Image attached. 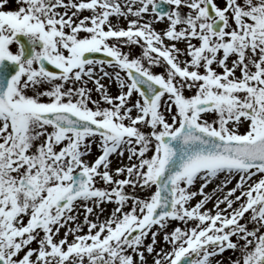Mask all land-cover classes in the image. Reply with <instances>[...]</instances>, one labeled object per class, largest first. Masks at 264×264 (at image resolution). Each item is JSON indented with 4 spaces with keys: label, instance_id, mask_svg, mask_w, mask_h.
Masks as SVG:
<instances>
[{
    "label": "snow or ice",
    "instance_id": "obj_1",
    "mask_svg": "<svg viewBox=\"0 0 264 264\" xmlns=\"http://www.w3.org/2000/svg\"><path fill=\"white\" fill-rule=\"evenodd\" d=\"M12 2L0 0V264H222L227 249L228 264H264V0Z\"/></svg>",
    "mask_w": 264,
    "mask_h": 264
},
{
    "label": "rangeland",
    "instance_id": "obj_2",
    "mask_svg": "<svg viewBox=\"0 0 264 264\" xmlns=\"http://www.w3.org/2000/svg\"><path fill=\"white\" fill-rule=\"evenodd\" d=\"M120 2L123 3V0H120ZM218 2H222V1H221V0H218ZM16 6H17V4H16L15 0H13V2L9 4V7H10V8H15ZM61 11H63V9H61ZM73 11H74V10H73ZM69 14H71V13L69 12ZM83 15H91V13H90L88 10H84V11H82V12L80 13V16H81V17H82ZM150 15H151V14H150ZM132 18H134V17H131V16L128 17V19H132ZM73 19H74V20H78L79 17H73ZM111 21H112V23H113V20H112V19H111ZM119 25L122 26V27H125V28H126V27L128 26V24H127V19H125V18L123 17V22H122L121 24H119ZM84 34H85V33L81 32V35H84ZM109 42L111 43L112 41L110 40ZM194 42H195V41H194ZM12 47H13V50L15 51V50L17 49L18 46L14 44ZM124 51H129V48H128L127 46H125V47H124ZM131 51H132L133 55H139L141 50H140V47H139L138 45H132V46H131ZM181 58L183 59L184 57H181ZM214 66H215V65H214ZM107 70H108V71H112V69H110V68L107 69ZM221 70H222V69L217 68V71H221ZM153 71L159 73V72H163L164 69H163L162 67H160V66H154V67H153ZM97 72H99V66H97ZM237 72H238V75H239V74H240V73H239V70H237ZM85 79H87V77H85ZM101 81H106V82H108V86H107L108 91H109V90H113V93H110V91H109V93H110L111 95L115 96V95L118 94L119 86L115 83V80H114V79H113L112 81H109V79L105 77V78L101 79ZM68 86H71V85H68ZM87 87L93 89L91 95H92V98H93L94 100L100 99V93L97 92V91L95 90V87H96V86H95V84H94L93 81L89 80L88 83H87ZM186 94H187V95H191V94H192V91H191V90H186ZM45 99H46V98H45ZM133 99H135V94H134ZM101 104H102L103 106H108V105L104 104L103 101H101ZM90 106L94 107V105H90ZM214 118H215V113H212V112L206 113V114L204 115V119L211 120V119H214ZM144 130H145V131H149V129H144ZM241 131H243V129H241ZM125 153H126V152H125ZM99 154H100V150H99L98 145H93V150H92V152H91L89 155H87V156L85 157V159L91 162V161H93V160L96 158V156H98ZM127 154H128V153H127ZM126 156H127V155H126ZM128 163H129V161L127 162V164H128ZM113 171H114V170H113ZM222 179H223V174H220V176H219L218 178L212 180V182L208 184V186L205 188V192H207V193H211L212 190L216 187V185L221 183ZM235 182H236V181L233 180V182H232L231 184H228L227 187L224 189L223 192H217V193L212 197V199L208 201L207 204H210L211 202H214V203H215L216 198H217L218 196L222 197L224 194H226V192H227V188H231L232 185L235 184ZM201 183H202V181H201L200 179H197L196 182H195V185H194L193 188H192V190H193V191L198 190V189H199V186H200ZM98 185H99V186H104L102 181H98ZM154 187H155V186H153V190H154ZM125 190H126L127 192H129V193H131V192L133 191V189H132L130 186H126V189H125ZM136 194H137V195H140V196L143 197V196H147V195H148V192H147V191H142V190H140L139 188H137V189H136ZM201 198H202L201 196L194 197L193 200L191 201V203H192V202H197V199L199 200V199H201ZM105 204H106V206H107L106 208H111V207L115 206L113 203H105ZM207 204H206V205H207ZM206 205H205V206H206ZM221 207L223 208L224 205H221ZM106 208H104L105 211H106ZM247 216H248V214H246V218H247ZM78 219H79L81 222L83 221V209L80 210V213H79V215H78ZM243 222H244V221L242 220L241 223H243ZM70 223H72V222H70ZM179 223H180L179 221H172V222L169 224V228H172L174 225L179 224ZM190 223H191V222H190ZM181 226H182V225H181ZM248 226H249V228L253 227V225H252L251 223H249ZM153 230H155V229H153ZM63 231H64V229H61V234L63 233ZM84 231H87V227L84 228ZM69 238L71 239V237H69ZM150 239H151V235L149 234V237H148V239L146 240V242H150ZM158 239H159V243L162 244V247L165 246V245H164L163 238H162V234L158 237ZM232 239L235 240L236 237H233ZM159 243L156 245L157 249L160 248V247H159ZM33 246H35V245H33ZM230 257H231V258H235V254L232 252V250L227 249L222 255H217V256L214 258V261H215V260H221V261H222V264H228V262H229V258H230Z\"/></svg>",
    "mask_w": 264,
    "mask_h": 264
},
{
    "label": "bare ground",
    "instance_id": "obj_3",
    "mask_svg": "<svg viewBox=\"0 0 264 264\" xmlns=\"http://www.w3.org/2000/svg\"><path fill=\"white\" fill-rule=\"evenodd\" d=\"M110 19L113 20V24L114 25L117 24V23L118 24H121L123 22V17L117 18L115 15H113L112 17H110ZM165 25H166V21L163 22V23H155L154 24V27L159 31V30L165 28ZM167 42L168 41H166V43ZM178 46L179 47H184V44L181 43ZM231 59H234V57L230 58V60H229V66H231ZM237 75H238V72H237ZM101 83L104 84V85H106V86H108V82H106V81H101ZM109 91H110V93H113V90H109ZM126 155L128 156L127 152L124 154V157L123 158H121L117 154H113L112 156H110V160L112 161V164L110 165V168L114 170L116 167H119L121 165V162L123 164H127L128 159H127V156ZM232 186H234V185H232ZM197 201H198V199H197ZM195 203L196 202H192V204H195ZM213 205H214V202H211L210 204H207L205 207L206 208H213ZM102 207L106 208L107 206H106V204H104V205H102ZM114 207L115 206H113L111 208H106V211L101 215V219H104L105 216H107L110 213L111 209L114 208ZM92 218L94 219L95 217H92ZM159 247H162V244L161 243H159ZM148 259H149V261H151L152 257L149 256Z\"/></svg>",
    "mask_w": 264,
    "mask_h": 264
},
{
    "label": "water",
    "instance_id": "obj_4",
    "mask_svg": "<svg viewBox=\"0 0 264 264\" xmlns=\"http://www.w3.org/2000/svg\"><path fill=\"white\" fill-rule=\"evenodd\" d=\"M95 57H96L97 59H104V60L109 59V58L106 57V55H104L103 53H97V54H95ZM45 63H46V66L49 68V70H55V67H54L53 65H50V64H48L47 62H45Z\"/></svg>",
    "mask_w": 264,
    "mask_h": 264
}]
</instances>
